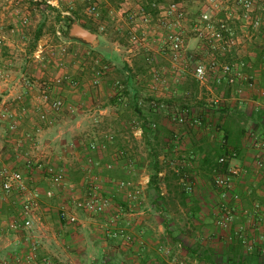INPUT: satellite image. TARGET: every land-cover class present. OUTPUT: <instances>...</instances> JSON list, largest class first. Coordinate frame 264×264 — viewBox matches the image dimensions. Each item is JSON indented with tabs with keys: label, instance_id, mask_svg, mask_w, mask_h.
Returning a JSON list of instances; mask_svg holds the SVG:
<instances>
[{
	"label": "rangeland",
	"instance_id": "1",
	"mask_svg": "<svg viewBox=\"0 0 264 264\" xmlns=\"http://www.w3.org/2000/svg\"><path fill=\"white\" fill-rule=\"evenodd\" d=\"M177 1L180 0H0V34L7 41L0 65L5 66L9 74L7 81H0V111L12 105L19 113L27 103L30 105L28 110L34 112L32 104L39 102L45 87H50L53 97L64 100L66 107L54 116L53 126L44 129L37 148L17 151L18 157L20 154L25 156L26 152V157L33 160L55 162L61 157L60 162L67 166L61 187H51L43 172L35 171L29 175L30 179L26 178L29 187L51 190L54 194L51 199H46L29 234L39 242L35 263L46 258L51 264H139L138 260L140 264H179L181 261L192 264L187 259L190 255L196 253V257H202L215 249L220 254L213 257L211 264L227 262L222 252L233 239L215 224L220 192L213 183L216 173L212 164L204 165L202 157H214L221 139L222 119L233 130V99L224 91L214 90L212 83L207 85L212 93L201 88L189 70L180 64L174 68L162 54L157 42V12L151 8V3L165 7ZM217 1L221 8L218 18L224 17L225 13L242 17L243 12L233 8L235 0ZM187 5L188 19L196 18L201 10L207 9L205 0L189 1ZM254 6L253 17L264 19V0H254ZM93 7L95 11H92ZM141 8L151 18L148 23L142 20ZM75 24H85L97 40L88 44L70 37ZM236 26L238 50L244 51L259 34L242 21ZM142 27L149 40L142 45L131 43V33ZM184 31L189 36L188 54L207 57V51L201 46L203 43L186 29ZM146 58H153L151 65L147 64ZM226 60L233 62V57ZM192 65L188 60V66ZM150 69L160 71L164 80L162 85L150 82ZM97 73L102 74L101 79L98 84H93ZM63 78L66 80L60 85L55 84L57 79ZM21 79L32 84L31 91L25 90ZM115 81L126 88V108L120 106L114 95L112 85ZM224 100L230 101L221 104ZM138 101H142L144 107L135 110ZM150 102L170 107L173 114L187 110L191 117L202 118V126L177 125L162 110L154 111ZM102 110H105L104 114L99 113ZM153 124L154 128L151 127ZM3 125L0 121L2 161L20 166L23 157H19L20 161L13 157L17 153L11 147L15 142H4ZM133 125L135 129L141 128V137L133 135ZM144 128L151 130L144 131ZM105 132L113 133L114 141L107 144L104 155L108 157L101 159V164L107 163L112 151L121 147L126 148L136 162L135 174L129 178L141 188V195L131 209L124 203L122 193L111 192L114 205L122 206L128 213L129 229L133 234L130 246L103 235L100 229L103 218L79 212L76 225H64L58 219L59 207L68 202L69 197L83 191L84 174L79 169L82 162L77 159V153H82L84 145L93 139L102 140ZM15 136L13 132L9 139ZM70 142L75 146L72 152L66 148ZM154 154L160 169L159 197L149 185ZM120 165L116 164L117 167ZM239 168L243 166L239 164ZM247 173L236 179L243 181L235 184L237 192L238 187H247L244 181ZM112 174V179L123 176L119 170ZM106 186L103 184V189ZM186 187L190 188L189 192ZM8 202L10 206L2 209L4 218L15 215L14 198ZM69 232L80 237L68 241ZM53 235L55 240L51 239ZM15 238L11 233L0 232V264L25 263L28 247L17 244ZM102 239H106L107 244L105 253L100 255L96 250L102 247ZM210 245H216V248ZM158 248L163 252H157ZM195 264L201 262L197 259Z\"/></svg>",
	"mask_w": 264,
	"mask_h": 264
},
{
	"label": "built area",
	"instance_id": "2",
	"mask_svg": "<svg viewBox=\"0 0 264 264\" xmlns=\"http://www.w3.org/2000/svg\"><path fill=\"white\" fill-rule=\"evenodd\" d=\"M189 1L197 2V0H180L169 3L165 7H159L155 3H151V8L157 12L156 28L159 30L157 42L162 54L166 56L174 68H176L175 65L180 64L183 68L189 70L192 78L200 87H206L209 83H212L216 87L233 89V87L240 84L249 90H255L257 79L245 72L247 65L237 56L239 52V36L236 26L237 22L242 21L255 31L264 29V19L253 17L255 12L254 0H235L237 10L243 12L242 17L225 13L222 18L217 17L221 9L218 1L205 0L207 9L201 10L194 19L187 18V4ZM92 11H95L94 7ZM96 15L97 13H95ZM140 15L144 23H148L151 20L149 15L144 14L142 8L140 9ZM187 22L189 23L187 24ZM23 23L26 24V20ZM184 29L203 43L201 46L207 51V57L200 58L188 54L189 36ZM148 38L146 29L142 27L139 31L131 33L130 41L133 44L142 45V43L145 44L149 40ZM5 47H7V41L0 34V58ZM228 57H233V62L227 61ZM188 60L189 63H193L192 66H188ZM146 62L151 65L153 58H146ZM262 70L264 71V65ZM101 76V73H97L93 84H98ZM149 76L153 85H162L164 82L159 70L150 69ZM8 78L7 68L0 65V81H7ZM64 80L66 78L57 79L55 84L60 85ZM20 83L25 87V90H32V84L26 79H21ZM112 86L120 106L128 107L127 98L124 96L126 91L124 85L119 81H115ZM259 94L264 96V89L260 90ZM213 103L215 105L218 104L217 101ZM136 106L142 108L144 104L142 101H138ZM149 106L154 111L162 110L165 112L167 117L171 118L177 125L195 128L202 126L201 120L191 117L187 110L173 114L172 109L163 104L150 102ZM32 108L35 110L36 119L33 123L32 132L27 137L29 149L37 148L38 138L42 131L45 128L52 127L55 121L54 116L60 114L66 107L64 100L60 97H53L50 87H45L41 91L39 102L35 105L32 104ZM25 113L26 109L24 107L20 108L19 114L9 109L1 110L0 121L6 123L9 131L16 132L18 122L22 119L21 115ZM99 113L104 114V111H99ZM151 127L154 128L155 125L153 124ZM132 129L134 136L141 137L142 131L140 127L135 129L133 125ZM250 139H252V146L255 150L254 172L257 173L264 169V137L251 134ZM113 141V133L105 132L102 140L93 139L84 145L82 153L76 152L77 159L82 162V166L79 169L84 174L82 179L83 191L80 194L69 197L68 204L59 207L58 219L67 225H76L79 223V212L87 216L103 218V222L100 225L103 235L110 240L120 241L124 246H130L133 241V234L129 229L128 213L123 210L122 206L114 205L111 192L122 193L123 201L128 207L136 203V200L141 195V188L129 178L135 174V159H133L126 148L114 149L110 154V161L104 164H101L93 156L95 154H105L107 144H112ZM22 143V140L19 139L16 143V151H19ZM220 145H224L223 139H220ZM66 148L72 152L75 146L70 142ZM236 156V153L232 151L230 159L227 156L217 159L218 164H228V166L225 173H216L213 181L214 186L220 192L215 224L219 229L225 231L233 229V222L236 217L235 204L240 202L239 194L234 191L235 180L242 173H247L246 169L239 168L238 164H234L233 161H235ZM61 159V157H57L55 162H50L48 159L33 160L24 156L22 161L24 171L8 163L0 162V232L13 234L16 236L17 244L28 247L25 263L21 264H51L46 258L35 263V251L39 242L29 234L37 221L42 202L46 199H51L54 194L51 190L41 191L36 187H29L26 181V174H31L35 171L43 172L51 187H61L66 179V164L61 163ZM121 162L125 163L124 169L129 176L128 178L106 179L101 175L103 171H112L116 164ZM103 184L107 185L106 189H103ZM185 190L189 192L190 188L186 187ZM11 197L15 200V215L4 218L2 209ZM253 209V215H261V206L258 203L254 204ZM243 215L246 219L252 217L251 213H243ZM234 238L239 241L244 254L250 255L255 250L254 238L251 237L250 232L245 230L244 227L234 231ZM21 241L25 242V244ZM157 252H163V249L158 248ZM263 253L264 251L260 250V254L262 255ZM246 258L244 256V260ZM17 264L20 263L17 262ZM179 264L190 263L181 261Z\"/></svg>",
	"mask_w": 264,
	"mask_h": 264
},
{
	"label": "crops",
	"instance_id": "3",
	"mask_svg": "<svg viewBox=\"0 0 264 264\" xmlns=\"http://www.w3.org/2000/svg\"><path fill=\"white\" fill-rule=\"evenodd\" d=\"M233 8L237 9L235 5L233 6ZM79 26L82 27L81 25H79ZM83 29H85V28H83ZM85 30H87V29H85ZM258 34H259L258 38H257V36H256V38H254L255 41H253V44L252 45L249 44V46L247 47L246 50L243 51V49H242L241 51L238 52V55H237L238 58L240 60H242L247 65V67L245 68V72L253 75L257 79L256 89L255 90H249L244 85H240V84L233 87V89H229L226 87L214 86V90L218 89L219 93H223V91H224V92H226L227 95L229 94L233 99V118L235 119V121L233 123V133L237 134L241 131H244V134L241 136V138L239 140V142H240L239 150H238V152L235 151V153L237 155L236 159L233 162H234V164H238V165L241 164L243 166V168H245L248 171L247 175H245V177H244L245 178L244 181L247 184V187H245V188L238 187V192L234 188V191L237 194H239V196H240V202L235 204V210H236L235 216L236 217H235L234 222H233V229L230 231H226L228 233V237H232L233 242L229 243V245H227V241H228L227 240L225 243L227 245V247H226L225 251L222 252L223 258L226 259V261H227V258L231 257V253L229 252V249L232 245L233 246V262H234V264H242V263L243 264H264V253L262 255L260 254V250L264 251V236H263L264 235V194H263V191H264V169L260 172H257V173L254 172L253 161H254L255 150L252 146V139H250L251 134H256L262 138L264 137V96H261L259 94V91L264 89V71L262 70V66L264 65V29L259 30ZM201 88H204V89L211 91V89L207 86L201 87ZM211 93H212V91H211ZM8 96H10V95H8ZM229 101L230 100H224L221 104H225L224 102H229ZM7 106L9 107L10 110L15 111V112H17V114H19L17 108L13 109L12 105H7ZM24 106L26 107L25 108L26 113L21 115L22 119L18 122V128L16 129L17 131L14 132L16 134L15 137H13L12 139H9V135H11L13 132L9 131L7 129L6 123L2 122L4 124L3 127L5 128V132H6L4 135L6 139L4 140V142L7 143L11 140H14L15 144L11 147L13 148L14 151H16L15 150L16 143L19 141V139H21L23 143H22V146L19 148L20 152L29 149L28 143H27V137H28L29 133L32 132L33 123L35 122V119H36V115L34 113L35 110L33 108L32 109L34 112H31L30 109L28 110L30 105L29 104L27 105V103H25ZM224 108L225 107H223L221 109L224 110ZM5 109H8V108L6 107ZM102 111H104V113H105V110H102ZM137 113H138V111H137ZM225 123L226 122L222 119L221 125H224ZM234 124H235V126H234ZM43 131H42V133H43ZM218 145H219V143H217V146ZM1 148L2 147H1V143H0V149ZM121 148H124V147H121ZM21 155L22 154H20L19 157L24 158V156H21ZM23 155L27 156L26 152ZM1 156L2 155L0 153V162H3ZM93 156L95 158H97L98 161H100L101 159H104L105 157H108L107 155H104V154L102 156L97 155V154H95ZM13 157H15V159L18 160V158H19L18 152L16 154L14 153ZM209 157H210L209 155H205L204 157H202V163L204 165H208L205 161ZM23 158H22V161H23ZM19 161H20V158H19ZM108 161H110V158L107 160V162ZM20 164L23 165V162H20ZM119 164H121V165L118 167L116 166L115 167L116 169L114 168L110 172L103 171L101 173V175H105L103 177L106 179H109V177L113 175L112 173L115 172V170H117V172L119 170L120 173L123 175L119 179L128 178L129 176L125 173V169H124L125 163L121 162ZM21 165L19 166V164H15L13 166L16 168L22 169L24 171V168ZM65 167H66V171H67V166L65 165ZM34 173L35 172H32L31 174L27 173L26 177L29 178V175H33ZM238 182L240 184H242L243 181L236 180L235 184H237ZM147 183H148V181H147ZM108 188H109V186H108ZM8 203L9 202H6L4 204V206L9 205ZM45 203H46V200H44L42 202V208H41L39 214L43 211V205ZM255 203H258L261 206V215H259V216L253 215V210H254L253 208H254ZM64 204L67 205L68 202L66 201ZM216 212L217 211H215V214H216ZM243 213H251L252 217L246 219V218H244ZM60 223H63L65 225L64 222H60ZM240 227H244L245 230H248L251 234V237L254 238L255 250L250 255L244 254V252L242 251V249L240 247L239 241L234 238V231ZM59 237H62V235H60ZM79 237L80 236L77 235L76 233L69 232L68 235L66 236V239H68V241H72V240H78ZM51 239L55 240L54 235L52 236ZM106 244H107L106 239H102V242H101L102 247L98 248L99 250L98 249L96 250L97 253H99L100 255L105 253L104 248L106 247ZM213 246L214 245H210V247L216 248V245H215V247H213ZM209 250L210 249H208L207 252ZM191 252H193V251H191ZM145 253L148 254V252H146V251H145ZM218 254H220V253L217 251V249H215L214 251L210 250L208 255H207V253L206 254L204 253L202 255V257H198V256L196 257V253H194L193 256L190 255L191 257H189V258L187 257V259L192 264L197 263V259L199 260V262H201V264H209V263L211 264V260H213V257L219 256ZM185 256H188V255L185 254ZM244 256L247 257L246 260H244ZM239 257H242V262L241 263L235 262L236 259ZM219 258H221V256ZM223 258H221V259H223ZM138 262L140 264L141 261L138 260ZM77 264H81V263L79 262ZM223 264H228V261L223 263Z\"/></svg>",
	"mask_w": 264,
	"mask_h": 264
},
{
	"label": "trees",
	"instance_id": "4",
	"mask_svg": "<svg viewBox=\"0 0 264 264\" xmlns=\"http://www.w3.org/2000/svg\"><path fill=\"white\" fill-rule=\"evenodd\" d=\"M73 23H74V21H73ZM81 26L85 29H88V27L85 24H82ZM125 68L127 69L126 66H125ZM127 71H128V69H127ZM139 109L140 108H138L137 106L135 107V110H139ZM220 110L222 111L223 109H220ZM198 119H200L201 122L203 121L202 118H198ZM220 127L222 128L221 139L224 140V145H220V141H219V145L217 146V149L214 153V157L207 158L205 162L207 164H212L213 172L225 173L228 164H224V165L218 164L217 159L219 157H222V156H227L230 159L232 151L238 152L239 147H240L239 140H240L241 136L244 134V131H241L237 134L236 133L234 134L233 130L230 128L228 123H225L224 125H221ZM149 129L150 128H147V129L144 128V131H150L151 129L150 130ZM155 157H156V155L154 154V156H153L154 162H153V166H152L153 173L149 179V185H150V187H153L155 189V191L157 193V197H159L161 192L157 189V184H158L157 180H158V174H159L160 169H159L158 160ZM213 158H214V160H213ZM240 247H241V245H240ZM229 252L231 253V257L227 258L228 264H234V262H233V246L232 245L229 249ZM242 257L237 258L235 262L241 263Z\"/></svg>",
	"mask_w": 264,
	"mask_h": 264
},
{
	"label": "water",
	"instance_id": "5",
	"mask_svg": "<svg viewBox=\"0 0 264 264\" xmlns=\"http://www.w3.org/2000/svg\"><path fill=\"white\" fill-rule=\"evenodd\" d=\"M70 37L84 41L88 44H93L97 40V36L79 25L75 24L70 30Z\"/></svg>",
	"mask_w": 264,
	"mask_h": 264
}]
</instances>
